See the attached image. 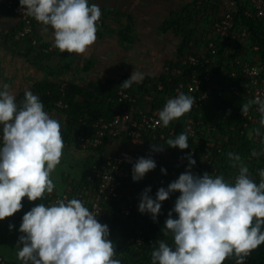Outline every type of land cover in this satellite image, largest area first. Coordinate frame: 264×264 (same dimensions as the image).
Instances as JSON below:
<instances>
[{"label": "clouds", "instance_id": "9594fccd", "mask_svg": "<svg viewBox=\"0 0 264 264\" xmlns=\"http://www.w3.org/2000/svg\"><path fill=\"white\" fill-rule=\"evenodd\" d=\"M24 14L54 30L53 46L60 52L85 53L97 39L101 9L88 0H19ZM133 72L120 85L130 88L144 79ZM196 98L180 93L167 100L159 111L158 124L170 122L189 113ZM260 114V127L253 134L261 138L259 151L264 155V100L259 96L241 104L247 116L253 106ZM0 220L13 216L23 207L22 200H45L56 185L52 173L60 164L64 142L61 124L44 110L37 95L25 91L17 103L10 85L0 84ZM167 147L189 149V136L182 132L165 141ZM163 144L151 145L152 152H162ZM231 167L238 169L234 181L208 172L193 174L196 164L192 153L182 159L187 169L167 188L160 187L155 199L146 187L140 194L138 211L149 213L153 222L161 214L162 202L179 192L174 207L163 225V236L171 235L172 244L157 240L151 251V264H223L235 258L245 264L246 258L264 244V168L258 169L257 182L241 155L227 153ZM151 157H140L132 167V180L141 181L156 168ZM166 174V169L161 168ZM175 213V218H173ZM100 213L90 211L77 198L56 199L40 203L22 217L17 242V258L22 264H122L117 247L109 238L107 224L98 220ZM10 229L13 227L9 225Z\"/></svg>", "mask_w": 264, "mask_h": 264}, {"label": "built area", "instance_id": "2783aa9c", "mask_svg": "<svg viewBox=\"0 0 264 264\" xmlns=\"http://www.w3.org/2000/svg\"><path fill=\"white\" fill-rule=\"evenodd\" d=\"M191 3V36L148 85V91L131 94L119 89L108 117H96L89 124L80 122L73 135H62L64 146L72 137L80 150L107 149L110 153H100L82 180L64 191L55 188L43 202L80 199L90 211L100 213L99 222L108 226L112 216L138 214L141 227L124 240L135 248L152 244L145 234L155 224L151 214L138 211L140 194L147 187L145 176L138 182L132 180V167L138 158H153L157 166L152 172L158 174L161 168L166 169L165 162L187 167L182 158L190 152L196 160L192 169L211 174L222 171L226 162L231 166L229 152L241 155L253 178L264 168V155H251L261 148V138L253 134L260 127L257 106L247 116L241 113V104L249 99L259 96L264 100V0ZM4 5L21 24L17 40L31 37V44H35L34 33L50 27L24 14L19 0H6ZM63 87L61 84L60 89ZM180 93L194 96L196 103L189 113L163 127L157 123L158 113L168 99ZM55 106L67 108L61 100ZM182 132L188 133L189 149L167 147L165 141ZM152 143L166 148L152 152ZM159 188L151 189L153 199ZM0 264L12 263L0 256Z\"/></svg>", "mask_w": 264, "mask_h": 264}, {"label": "rangeland", "instance_id": "374dc122", "mask_svg": "<svg viewBox=\"0 0 264 264\" xmlns=\"http://www.w3.org/2000/svg\"><path fill=\"white\" fill-rule=\"evenodd\" d=\"M192 0H88L101 9L97 39L83 54L60 52L53 46L54 30L42 28L36 31L35 44L30 40H17L13 35L14 16L5 14L0 6V82L10 85L17 97L20 92L31 91L37 82L55 84L74 83L86 87L89 83L109 81L117 87L133 72H142V82L160 75L162 68L171 60L181 43V35L175 26H168L173 15L182 14ZM61 124V133L73 135L68 117L62 109L45 110ZM64 140L66 138L64 137ZM63 148L60 164L52 173L58 191L79 182L85 171L98 159L96 151H83L73 142ZM166 174L148 172L147 184L167 188L187 167L165 162ZM193 174L204 172L193 170ZM223 175L230 182L234 174ZM234 176V177H233ZM171 202L170 210L180 195ZM42 200L30 202L25 197L23 207L13 216L0 220V256L12 264H22L17 258V242L22 217ZM175 218V213H173ZM9 225L13 227L10 229ZM170 245L172 237H162ZM118 258V257H116ZM144 263V262H143ZM144 264H147L146 262Z\"/></svg>", "mask_w": 264, "mask_h": 264}, {"label": "trees", "instance_id": "16d2710c", "mask_svg": "<svg viewBox=\"0 0 264 264\" xmlns=\"http://www.w3.org/2000/svg\"><path fill=\"white\" fill-rule=\"evenodd\" d=\"M6 0H0L2 10H6ZM192 3L186 10L179 15H173L168 26H175V32L181 35V43L178 46L177 53L181 52V48L185 45L191 36L190 8ZM21 28V24L17 22L14 26L13 35ZM35 35V33H34ZM33 35V36H34ZM31 40V37H25L20 40ZM155 79V78H154ZM150 79L139 84H133L130 88H123L120 85L112 87L111 82L105 81L102 84L89 83L86 87L78 86L74 83H64V87L60 89L61 84L51 82H37L33 85L31 92L40 98L44 105V110L58 109L55 105L58 101H62L67 108L63 111L66 113L69 125L76 132L80 127V122L89 124L96 117H108L111 114L115 94L119 89L127 91L131 94H139L148 91V85L154 80ZM125 81V80H124ZM24 93L18 94L16 97L17 103L24 99ZM234 174L238 175V170L225 164V168L217 174ZM234 177V176H233ZM234 177V178H235ZM84 178V177H83ZM259 182V176L254 178ZM151 189L157 188L151 184H146ZM175 196L170 195V198L162 202L161 214L153 226L149 227V232L145 234L146 240H151L152 244L147 243L140 248H135L131 245H126L124 240L126 237L133 235L142 225L139 222V215L133 213L129 217H111L109 226L110 239L117 247V257L121 259L122 264H151V251L157 240L163 237V225L170 211V204ZM114 235V236H113ZM144 262V263H143ZM223 264H235V258L226 259ZM245 264H264V244L254 250L249 257L246 258Z\"/></svg>", "mask_w": 264, "mask_h": 264}, {"label": "crops", "instance_id": "0c3cea01", "mask_svg": "<svg viewBox=\"0 0 264 264\" xmlns=\"http://www.w3.org/2000/svg\"><path fill=\"white\" fill-rule=\"evenodd\" d=\"M1 10H2V8H1ZM2 12L11 16L10 13H7V12L4 11V10H2ZM16 24H17V20L15 19V24H14V25H16ZM13 27H14V26H13ZM0 84H2V83L0 82ZM20 93H22V92H20ZM20 93H19V94H20ZM96 152L98 153V156H99V157H100V153H102L103 155H106V154L110 153L107 149H104L103 151H100V152H99V151H96ZM86 172H87V171H85V173H86ZM85 173L83 174V176L81 177L80 180L83 179ZM76 183H78V182H76ZM74 184H75V183H74ZM70 185H71V184H70ZM43 202H44V201H42V203H43Z\"/></svg>", "mask_w": 264, "mask_h": 264}]
</instances>
